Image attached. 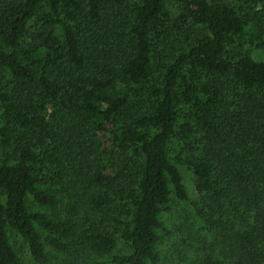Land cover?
Returning a JSON list of instances; mask_svg holds the SVG:
<instances>
[{"label": "trees", "instance_id": "trees-1", "mask_svg": "<svg viewBox=\"0 0 264 264\" xmlns=\"http://www.w3.org/2000/svg\"><path fill=\"white\" fill-rule=\"evenodd\" d=\"M172 1L180 35L167 0H0V264H24L15 233L38 264L47 245L160 264L162 212L190 200L181 164L200 263L264 264V0ZM66 167L94 190L85 216L59 212Z\"/></svg>", "mask_w": 264, "mask_h": 264}, {"label": "rangeland", "instance_id": "rangeland-1", "mask_svg": "<svg viewBox=\"0 0 264 264\" xmlns=\"http://www.w3.org/2000/svg\"><path fill=\"white\" fill-rule=\"evenodd\" d=\"M179 14V9L177 5L172 0H167L166 10H165V20L166 24L173 28L174 32L180 35L181 31L178 30L176 26L175 17ZM183 37V36H181ZM241 41L237 37L228 45V50L233 54H236L241 47ZM164 46H159L157 51V60H164L158 63L160 69L165 64L166 52L168 53L169 47L163 49ZM252 55L255 59L264 61V50L252 49ZM6 81H0V85L4 84ZM123 87V86H121ZM118 89V88H117ZM0 121H1V110H0ZM92 140L94 148L91 145V150H114L112 137H107L104 135H96L92 133ZM180 149V147H176ZM100 155V153H98ZM114 161V159L110 160ZM109 163V162H108ZM185 180L189 192V201H180L174 195L172 196L171 202L165 207L162 212L161 219L164 222L167 231H162V240L158 245V249L161 253L160 264H201L203 247L198 240V236L195 232L200 229L202 224H200L195 217V211L193 207V202L199 199V194L195 186V175L194 172L189 169L186 165L179 166ZM62 180L61 184L54 186L58 191V196L60 199L59 212L62 216L68 215L67 213H74L73 210L77 208L78 213H74L75 216L78 214L85 216L87 210L94 207V204L90 202L89 197L92 195L91 188L84 187L85 185L73 183V172L69 167L64 168L61 172ZM75 204L76 207L73 206ZM34 209L36 211L53 213L51 209L35 205ZM93 217L92 215H90ZM42 233L46 235V232L42 230ZM12 242L15 244L17 250L20 252V256L24 264H38L34 261L31 256L29 247L24 242L23 238L18 234H12ZM128 250V245L123 239L118 241L116 248L114 249V254L126 252ZM47 251L50 254L49 264H114L112 262V256H107L103 258H98L94 256H88L82 259L77 253L74 255H69L55 250L51 246L47 245Z\"/></svg>", "mask_w": 264, "mask_h": 264}]
</instances>
